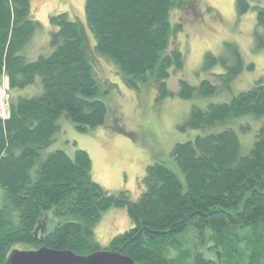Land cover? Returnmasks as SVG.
I'll list each match as a JSON object with an SVG mask.
<instances>
[{"label":"trees","instance_id":"trees-1","mask_svg":"<svg viewBox=\"0 0 264 264\" xmlns=\"http://www.w3.org/2000/svg\"><path fill=\"white\" fill-rule=\"evenodd\" d=\"M175 7L184 8L183 0H85V24L66 13L50 15L56 27L49 36L51 52L27 60L23 49L40 26L31 17L30 0H0V78L7 77L6 115L0 116V264L19 242L79 256L118 252L135 264H224L220 256L231 252L246 256L249 264H264V75L228 101L204 108L192 105L177 126L185 131L246 114L263 118L246 153L229 127L176 142L171 156L183 181L164 163L149 164L136 200L127 190L111 193L94 181L84 149L76 148L73 155L62 149L45 152L62 114L81 132L105 120L107 107L99 98L86 28L94 36L95 50L114 63L128 85L152 76L157 100L174 95L167 79L171 69L183 67L177 41L172 45L181 29L171 21ZM235 9L246 12L248 0H235ZM256 26L264 28L263 6H256ZM255 35L257 46H264V37L257 31ZM225 47L229 56L206 52L201 66L204 71L215 65L224 69L212 72L216 83L204 78L193 86L180 79V98L231 92L244 67L252 69L235 44L226 42ZM37 77L41 93L23 96L12 91L33 85ZM113 206L126 207L132 226L103 247L93 228ZM50 209L64 220L44 232L41 221ZM207 227L217 232L210 239L221 249L218 259L189 252L176 238L189 228L201 233ZM163 246L177 253L167 257ZM230 261L227 257V264Z\"/></svg>","mask_w":264,"mask_h":264},{"label":"rangeland","instance_id":"rangeland-1","mask_svg":"<svg viewBox=\"0 0 264 264\" xmlns=\"http://www.w3.org/2000/svg\"><path fill=\"white\" fill-rule=\"evenodd\" d=\"M188 1L194 3L189 5ZM248 2L249 9L242 14L236 12L235 0H183L185 9H173L171 21L180 23L181 29L177 32L176 39L172 40V45L177 41L183 54V67L170 70L167 87L174 95L161 100H157L152 76L136 86L128 85L114 63L95 50L94 36L86 28L88 54L92 55L90 60L93 63L94 77L101 90L99 98L107 107L105 120L102 125L81 132L62 114L58 119L59 130L45 152L62 149L73 155L76 148L84 149L91 158V178L111 193L127 190L131 200H136L142 193L141 180L149 164L164 163L183 181V174L171 156L176 142L229 127L234 129L241 142V152L246 153L263 118L246 114L205 128H189L185 131H180L177 126L182 123L192 105L204 108L212 102L228 101L232 95L250 88L256 79L264 75V46H257L258 37L255 35L257 31L264 37V28L256 26V6L264 7V0ZM84 4L85 0H30L31 17L40 26L35 29L23 49L26 59L34 60L41 54L47 55L51 52L49 36L56 27L49 22L50 15L66 13L69 19L85 24ZM226 42L237 46L245 65L252 64V69L244 67L233 81L231 92L222 90L210 96L180 98L177 95L180 79L193 86L198 85L204 78L216 83L212 72H221L224 69L215 65L204 71L201 66L206 52L229 56ZM12 91L23 96L39 94L42 91L40 78L37 77V82L33 85ZM6 97L7 77L3 75L0 78V114L6 115ZM63 220L50 209L44 212L41 226H45L44 232H49ZM131 226L126 207L113 206L102 212L93 228L94 236L105 247L113 236ZM237 231L239 234L244 233ZM213 233L217 232L212 227H207L201 233L189 228L176 238L187 251H198L207 258L218 259L221 249L214 247L215 243L210 239ZM14 249L36 250L38 246L19 242L11 248ZM163 249L167 257H173L177 253L170 246H163ZM229 254L220 256L222 263L227 264L228 257L231 264H249L246 256L243 259L242 256H235L233 252Z\"/></svg>","mask_w":264,"mask_h":264},{"label":"water","instance_id":"water-1","mask_svg":"<svg viewBox=\"0 0 264 264\" xmlns=\"http://www.w3.org/2000/svg\"><path fill=\"white\" fill-rule=\"evenodd\" d=\"M5 264H135L129 256L99 250L79 256L68 250L39 247L36 250H11Z\"/></svg>","mask_w":264,"mask_h":264},{"label":"built area","instance_id":"built-area-1","mask_svg":"<svg viewBox=\"0 0 264 264\" xmlns=\"http://www.w3.org/2000/svg\"><path fill=\"white\" fill-rule=\"evenodd\" d=\"M6 105H7V103H6ZM0 116H1V117H4V116H5V114H0Z\"/></svg>","mask_w":264,"mask_h":264}]
</instances>
